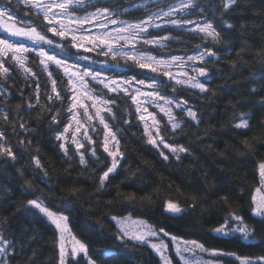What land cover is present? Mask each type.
Instances as JSON below:
<instances>
[{"label":"trees","instance_id":"obj_1","mask_svg":"<svg viewBox=\"0 0 264 264\" xmlns=\"http://www.w3.org/2000/svg\"><path fill=\"white\" fill-rule=\"evenodd\" d=\"M94 3L117 11L127 9L122 12L121 19L130 22L145 17L148 11L166 6L153 3V0H110V3L109 0H94ZM197 3L204 11L196 9L185 18L201 23L206 18L213 22L220 32L219 42H213L210 37L201 40L187 30L191 25L183 28L165 25L162 29L150 31L153 35L172 37L165 41L171 47L162 50L149 48V51L168 59L173 55H198L205 47L211 48L216 55L206 56L204 63L194 65L206 68L207 75L200 77L197 73H190L205 83L206 92L176 85L166 77L149 73L131 63L125 65L123 60L117 66V61L94 52L83 53L81 50L79 53L90 56L94 63L75 61L77 49L43 28L49 39L66 45L64 52L43 46L59 58L98 71L101 78L155 79L162 82L159 88L162 94L186 101L182 107L197 113L198 125L182 112V108L173 105V114L182 122V128L171 133L168 118L158 107L147 105L161 122V134L165 140L188 149L187 152L173 154L160 145L158 150L147 143L144 122L137 118L136 105L131 99L123 93H109L103 85L89 81L94 95L115 100L114 104L108 105L115 116L106 111L102 116L117 133L124 156L103 188L99 178L110 166L111 158L103 151L105 130L95 117V109L90 108L94 117L91 121L83 116V109H77L82 123L96 142L90 144L84 140V129H81L77 139L84 143L80 151L85 154V166L79 163L75 145H67L71 154L69 159L58 147L61 141L55 139L57 131L63 132V125L69 123L70 113L66 108L73 93L62 69L49 62V71L57 79V89L64 97V100H53L51 104L53 110H60L62 124H52V113L38 104L30 112H24L23 121L30 131L25 134L17 127L14 132L12 121H19L16 105L20 104L24 110L27 100L35 103L37 83L41 104H47V95L54 97L55 94L51 92L48 73L39 63L40 57L34 53L27 54L26 66L36 74L35 77L28 75L26 79V74L13 61L5 62L12 78L7 81L0 78V92L5 93L0 96V113L6 112L9 121L0 116V130L6 131V142L12 145L16 154L15 160L0 157V224L4 225L0 232L9 242V253L5 257L7 264H59L57 230L38 209L26 206L27 200L36 197L43 199L51 210L67 216L72 232L88 247L87 258L79 256L70 259L68 264H87L89 258L96 264H162L150 246L117 239L119 229L110 219L112 216L142 219L157 230L163 228L185 240L195 239L207 249L235 254L207 255L218 264H240L236 256L264 257V222L251 214V194L260 186L258 164L264 161V0H239L235 9L223 17L233 24L232 29L221 23V0H197ZM0 6L14 8L23 20L32 21L38 30L45 24L42 17L32 14L31 9L17 6L16 0L12 4H8V0H0ZM25 12L29 14L25 15ZM0 38L37 47L27 41L13 39L1 30ZM172 70L175 72L177 69ZM87 104L91 105V101L87 100ZM240 114L249 121L247 129L231 126L239 122ZM125 120L129 122L125 123ZM89 125L96 130L93 131ZM67 135L70 137L72 131L69 130ZM21 139H24V144H20ZM93 147L99 161L91 155ZM160 150L168 156L167 160L160 155ZM33 156L39 157L43 170L35 166ZM225 196L227 204L221 200ZM168 200L178 203L184 211L181 214L166 212L165 201ZM193 204L195 207H191ZM229 210L239 212L255 229L252 238L244 239L239 233L224 236L210 231L223 222ZM106 250L111 255H105ZM168 255L173 264H181L172 246H169Z\"/></svg>","mask_w":264,"mask_h":264},{"label":"snow or ice","instance_id":"obj_2","mask_svg":"<svg viewBox=\"0 0 264 264\" xmlns=\"http://www.w3.org/2000/svg\"><path fill=\"white\" fill-rule=\"evenodd\" d=\"M238 2L239 0H221L222 11L220 9L218 11H220L221 23L227 29H232L234 26L223 19V17L228 12L233 11ZM12 3L13 0H8V4ZM153 3H163L166 6L159 7L157 11H148L145 17L130 22L121 19L122 12H126L127 9L117 11L115 8L107 5L100 6L94 3V0H16L17 6L23 5L31 9L33 15L42 17L45 24L40 30H38L37 26L33 25L32 21L23 20L14 8L0 6V30L11 37L27 40L37 46L28 47L23 43H13L8 39L0 38V78H3L4 81L12 78L10 69L5 66V62L9 60L13 61L16 66L23 70L26 74V79L28 75L35 77L36 74L32 72L30 67L26 66L28 60L27 54L34 53L37 57H40L39 63L43 66L44 71L48 73L52 85L51 92L55 94L54 97L47 95V104H41L40 86L37 83L34 90L35 103L32 100H27V108L24 110H21L20 104L16 105L19 121H12L14 125L13 131L16 132L17 127L23 130L25 134L30 131V129L26 128V122L23 121L24 112H30L38 104L42 108L46 107L52 113L50 117L52 124H62L61 119H59L60 110H53L51 107L53 100H64V97L61 96L57 89V79L53 78L52 73L49 71V62H51L56 67L62 69L73 93L69 98L71 103L66 108V111L70 113L68 117L69 123L64 124L63 132L57 131L55 136L56 140L61 141L58 147L63 151L64 155L71 159L67 146L68 143H71L75 145L76 155L79 156V163L87 165L85 154L80 151V149L84 148V143L77 139V134L81 132L82 128L84 129L83 139L87 140L90 144L96 143L92 139V136L89 135L88 128L79 119L80 113L74 111L82 108L84 109L83 116L87 117L88 121L93 120L94 117L89 114V106L84 103L85 100L91 101V107L95 109V117L99 119V123L104 127L102 147L103 151L107 153V157L111 158V163L99 178L101 188L109 180L110 174L116 172L119 162L124 156L120 151L117 133L112 131L109 124L101 115L102 112L106 111L115 116L111 107H108V105L114 104L115 100L106 99L102 95H94V89L89 87V81L103 85L109 93H123L125 96H128L132 103L136 105L137 118L144 122V134L147 137V143L158 150L160 149V145H163L164 149H168L173 154L188 151L182 145H172L165 140L164 135L161 134V122L157 120L156 114L149 111L147 105L151 104L154 107H158L160 112L168 118L171 133H175L178 129L182 128V122L178 121L176 115L173 114V105L176 108H182V112L197 125L200 121L197 118L196 111L182 107L186 104V101L174 100L172 97L162 94L159 91L162 83L160 81H156L155 79H138L136 77L124 80L107 77L101 78L100 72L84 68L77 62L59 58L54 53L47 51L43 47L44 45L50 48L54 47L61 52L65 51L66 45L49 39L43 28L46 27L47 32L59 37L62 41H68L72 48L77 49L75 61L94 63L95 61H92L90 56L79 54L81 50L83 53L94 52L97 55L110 57L111 60L117 61V66H119V61L123 60L125 65L131 63L134 67L166 77L168 81H174L176 85L199 89L201 92L208 91L205 83L190 73H197L200 77L206 76V68L194 65L195 63H204L206 56L213 57L216 53L211 48L205 47L203 51H199L198 55L186 57L173 55L165 59L154 55L149 51V48L162 50L165 47H171L170 44H165V41H169L172 37L168 35H153L150 30L153 28L162 29L165 25H171L176 28L191 25L187 29L190 33L199 36L201 40L210 37L213 42H219L220 32L214 27L213 22L206 18L202 23L185 18L190 17L196 9H199L201 12L204 11L197 3V0H172L171 3L168 0H153ZM144 7L147 9V6ZM28 14V12H25V15ZM241 27L244 28V26ZM199 47L197 45L198 49ZM173 68L177 70L174 72ZM21 92L23 94L22 89ZM2 95H5V93L0 92V96ZM161 101L163 102L162 104L160 103ZM0 116H2L3 120L9 121V115L6 112L0 113ZM149 119L151 120V124L148 123ZM72 122H75L77 127H75L74 132L69 137L67 134L73 128ZM124 122L128 123L129 121L125 120ZM231 126L236 129H247L249 121L244 119L243 114H240L239 122L232 123ZM89 127H92L93 131L96 130L92 125H89ZM6 141V131L0 130V157L7 156L11 160H15L16 154L13 152L12 145ZM24 143V139H21L20 144ZM28 144L31 145L30 140ZM110 144L112 145L111 147ZM90 152L99 161V157L96 155V148L93 147ZM160 155L165 160L168 159L163 150H160ZM176 158L179 159V156L177 155ZM32 160L37 168L43 170L38 156H33ZM258 174L260 186L256 187L251 194V214L264 222V161L258 164ZM193 199L195 200V197ZM221 200L225 204L228 203L226 196L221 197ZM26 206L38 209L54 225L59 233V264H65V234H70L67 216L51 210L40 197L27 200ZM191 207H195V204L191 205ZM165 211L172 214H181L184 209L178 203L168 200L165 201ZM110 219L115 222V226L119 229L117 239L131 241L138 245L149 243L150 247L158 254L162 264H173V261L167 255L169 245L163 239H160V233H163L165 237H169L181 264H213L212 261H205L200 258L198 253H210L213 256L235 255L234 253H225L217 249H207L204 244L195 239L185 240L182 237L171 235L163 228L157 230L144 220H132L130 216H112ZM129 224L132 227H129ZM3 226V224H0V227ZM210 231L224 236L239 233L244 239H249L254 236L255 229L247 224L239 212L229 210L223 222L210 229ZM149 238H156L158 242H150ZM72 241L71 256L76 258L80 253H83L87 257V245L77 240L74 236H72ZM8 243V241L3 239V233L0 232V264H7L5 257L9 253ZM105 255H111V252L106 250ZM236 259L240 261V264H264V257L252 259L236 256ZM87 264H96V261L89 258Z\"/></svg>","mask_w":264,"mask_h":264},{"label":"rangeland","instance_id":"obj_3","mask_svg":"<svg viewBox=\"0 0 264 264\" xmlns=\"http://www.w3.org/2000/svg\"><path fill=\"white\" fill-rule=\"evenodd\" d=\"M2 31V30H1ZM3 32V31H2ZM6 34V33H5ZM8 35V34H7ZM11 37V36H10ZM13 39H16V40H21V39H18V38H16V37H12ZM21 41H27V40H21ZM27 42H29V41H27ZM29 43H31V42H29ZM103 78V77H102ZM84 103H86L87 104V100H85L84 101ZM88 106H89V114L91 115V110H90V108H91V105H89V104H87ZM81 110H82V108H81ZM74 111H78L77 109L76 110H74ZM83 112H84V109L82 110ZM103 113V112H102ZM102 113H101V115H102ZM79 119H81V122H82V116L80 115L79 116ZM150 121V123L149 124H151V120H149ZM75 127H77V125L75 124V122L73 123V128L72 129H70L71 131H72V133L74 132V130H75ZM77 137H78V134H77ZM112 145L110 144V147H111ZM58 213V212H57ZM59 214H61V213H59ZM62 215H64V214H62ZM125 217H129V216H125ZM131 217V216H130ZM131 219L132 220H142V219H138V218H134V217H131ZM67 224H68V228H69V230H70V234L69 233H66L65 234V251H66V256H65V264H68V261L70 260V259H77L79 256H84L83 255V253H80L76 258H73L72 256H71V249H72V247H73V241H72V236H74L77 240H79L76 236H75V234L72 232V230L70 229V226H69V223H68V220H67ZM149 224V223H148ZM150 225V224H149ZM129 227H132V225L131 224H129L128 225ZM59 234V233H58ZM160 239H163L164 240V242L165 243H167L169 246H172L173 248H174V246H173V244H172V242H171V240L169 239V237H165L164 235H163V233H160ZM149 240H150V242H158V240L156 239V238H149ZM80 241V240H79ZM146 245H148V246H150V244L149 243H145ZM168 253H169V250H168ZM168 253H167V255H168ZM198 255L200 256V258H202L203 260H205V261H212L211 259H209L208 257H207V255H211L210 253H198ZM85 257V256H84ZM87 258V257H86ZM213 262V264H218V263H216L215 261H212Z\"/></svg>","mask_w":264,"mask_h":264}]
</instances>
